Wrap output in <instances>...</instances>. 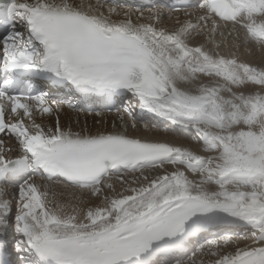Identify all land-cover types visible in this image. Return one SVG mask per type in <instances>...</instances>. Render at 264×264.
Returning a JSON list of instances; mask_svg holds the SVG:
<instances>
[{
    "label": "snow or ice",
    "instance_id": "6c2138e0",
    "mask_svg": "<svg viewBox=\"0 0 264 264\" xmlns=\"http://www.w3.org/2000/svg\"><path fill=\"white\" fill-rule=\"evenodd\" d=\"M0 23V245L14 232L15 264H264V60L241 55L264 54V0H8ZM31 76L135 103L123 131L73 130ZM137 109L182 135H129Z\"/></svg>",
    "mask_w": 264,
    "mask_h": 264
},
{
    "label": "bare ground",
    "instance_id": "6f19581e",
    "mask_svg": "<svg viewBox=\"0 0 264 264\" xmlns=\"http://www.w3.org/2000/svg\"><path fill=\"white\" fill-rule=\"evenodd\" d=\"M189 11H192V10H189ZM165 12H170V11L165 10ZM175 15H179L181 20L186 19V17H184L183 13H176ZM193 21H194V17H193ZM165 24L169 28L176 27L174 21H171V20H165ZM222 31H224L226 34L228 30L222 29ZM216 40L218 42L223 40L225 43H227V41L230 40V38L227 37V35H225V37L217 36ZM200 42L201 41H194L193 43L198 44ZM222 48H223V50L221 49V51H223L225 53H227L231 50L229 47H222ZM244 53L245 52L241 53L242 58L249 61V62L255 63V61H257L259 59H260V61L264 60V54H261L259 51H255L252 54H249L246 52L245 55L243 56ZM67 100H68V98H67ZM76 101H77L76 98L71 96L69 98L68 105H69V103L73 104ZM118 102H119V105L126 106L128 102L135 103V100L130 95L127 100L120 99ZM123 115H124V113H121V112L116 116L106 114V113L105 114L103 113V115H94V114L87 115V114L81 113V112H79L73 108H70L69 106H65V104H63V110L60 113L61 123L65 127H71L73 130H80L82 128H86L88 131H90L92 133H95L96 131H123V129L120 127V120H119V117L123 116ZM36 119H37L38 123H41L43 125L51 126L53 123L52 118H48V117L41 118L39 116V114H37ZM128 119H130V118H128ZM134 119L136 121L137 120L142 121L144 124L141 127H139L137 125L136 129H132L130 127V123H128L129 124V127H128V134L129 135L147 137V138L159 139V140H174L175 137L179 136V135H177V132L174 133L172 131H165V129L168 127L165 122L160 121L158 118H151L148 114L141 113L139 111V109H137L136 112L134 113ZM100 120H102V121H100ZM126 121H127V119H126ZM113 123H115L117 125L116 129L112 128ZM145 124L148 125L147 130H145V128H144ZM37 183H44V182L40 181L38 178ZM8 191H9V193H12L14 191V189L8 187ZM57 191H63L65 193H70V192H73L75 190L72 188L64 189V188H62V186H58ZM7 239L11 240V246L13 247L14 232L10 231L9 234L7 235ZM7 250L9 252H11L9 247L7 248Z\"/></svg>",
    "mask_w": 264,
    "mask_h": 264
},
{
    "label": "rangeland",
    "instance_id": "374dc122",
    "mask_svg": "<svg viewBox=\"0 0 264 264\" xmlns=\"http://www.w3.org/2000/svg\"><path fill=\"white\" fill-rule=\"evenodd\" d=\"M222 50H223V48H222ZM246 53V52H245ZM245 53L243 54V56L245 55ZM247 55V54H246ZM261 61H260V59L259 60H257V61H255V63H260ZM100 121H102V120H100ZM139 127H141V125L140 124H137Z\"/></svg>",
    "mask_w": 264,
    "mask_h": 264
}]
</instances>
